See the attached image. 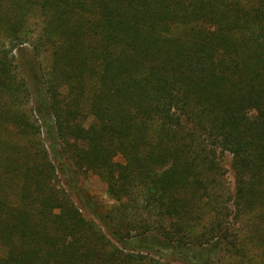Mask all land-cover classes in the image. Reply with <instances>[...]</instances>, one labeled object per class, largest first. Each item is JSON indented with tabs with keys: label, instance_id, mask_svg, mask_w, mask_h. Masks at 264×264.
Returning a JSON list of instances; mask_svg holds the SVG:
<instances>
[{
	"label": "trees",
	"instance_id": "trees-1",
	"mask_svg": "<svg viewBox=\"0 0 264 264\" xmlns=\"http://www.w3.org/2000/svg\"><path fill=\"white\" fill-rule=\"evenodd\" d=\"M9 3L0 18L9 42L0 46L2 263L211 264L199 253L235 243L232 219L264 207V0ZM30 16L36 48L52 57L33 85L11 54ZM51 152L98 174L119 206L104 213L87 197V218Z\"/></svg>",
	"mask_w": 264,
	"mask_h": 264
},
{
	"label": "rangeland",
	"instance_id": "rangeland-1",
	"mask_svg": "<svg viewBox=\"0 0 264 264\" xmlns=\"http://www.w3.org/2000/svg\"><path fill=\"white\" fill-rule=\"evenodd\" d=\"M10 0H0V18L7 16L11 12L8 10ZM31 17V16H30ZM1 23V22H0ZM31 30L25 36L27 39L22 45H17L13 49L11 54H15L13 58L15 66L17 65V72L19 76L25 79L28 84H34L36 77L39 75H47L49 67L52 61L51 52L46 47L36 48V39L38 37V27L34 23V18H30L26 22V28ZM3 35V31L0 30V46L3 44L5 49L8 50L9 46H6L8 37ZM28 35H31L28 38ZM9 43V42H8ZM43 94V93H42ZM33 108V103H27L25 109L29 112ZM11 129V128H10ZM9 131V129H8ZM44 131V129H43ZM12 132V131H10ZM3 137L6 142H14L17 140L16 135L7 131L3 132ZM45 143L50 146L48 134H42ZM86 138V133L78 132L74 134V139L83 141ZM51 151V148H50ZM55 162H66V167L61 168L58 174V181L64 185L69 191L73 200L80 207L87 218L94 219L91 212V208L85 206V200L87 197L91 198V205L95 204L96 209L106 213L110 209H116L119 206V202L114 199L108 192L107 183L98 174L91 170H84L83 168H76L73 161L65 155H53ZM59 158V159H58ZM2 160V159H0ZM117 161H122L121 157L116 158ZM231 155L224 156V163L229 171L227 179L229 182H233V174L230 168ZM61 167V166H60ZM80 191V192H79ZM79 192V193H78ZM86 196L83 199V196ZM234 212V210H232ZM235 236H232V241L223 242L219 246H215L214 250L204 251L199 253L202 260H205L208 256L211 264H264V207H259L254 211L238 213L234 219H232L231 227ZM9 248L6 245L0 244V264L4 257L8 255ZM198 255V254H197ZM154 258L163 261L166 256L163 253H156ZM170 261L171 264H192L191 262H185L181 257H169L165 261Z\"/></svg>",
	"mask_w": 264,
	"mask_h": 264
}]
</instances>
